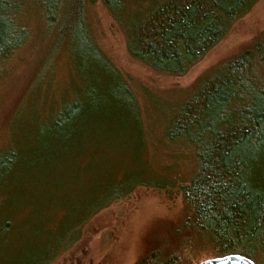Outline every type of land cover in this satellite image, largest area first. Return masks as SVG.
Listing matches in <instances>:
<instances>
[{"label":"trees","instance_id":"trees-1","mask_svg":"<svg viewBox=\"0 0 264 264\" xmlns=\"http://www.w3.org/2000/svg\"><path fill=\"white\" fill-rule=\"evenodd\" d=\"M99 1L121 32L130 58L157 74L182 77L259 0ZM90 2L0 0V70L16 52L33 44L43 53L44 71L65 52L87 86L42 128L54 135L51 144L56 147L71 148L92 127L116 119L144 130L133 91L91 33ZM163 137L169 144L185 145L193 157L194 171L177 186L188 214L170 241L136 264H196L228 254L264 264V30L173 109ZM15 158L12 151L0 155V264H51L78 242L84 223L101 209L137 187L174 185L170 179L163 183L148 178L140 169L122 174L119 181L113 176L75 214L59 207L43 210L30 224V251L15 261L12 257L18 254L4 251L15 222L3 209L2 198L8 188L3 180ZM73 216L78 218L69 223Z\"/></svg>","mask_w":264,"mask_h":264},{"label":"rangeland","instance_id":"rangeland-1","mask_svg":"<svg viewBox=\"0 0 264 264\" xmlns=\"http://www.w3.org/2000/svg\"><path fill=\"white\" fill-rule=\"evenodd\" d=\"M87 14L97 45L138 101L144 130L134 122L116 119L92 127L71 148L56 147L51 144L54 135H46L42 128L49 116L87 89L71 58L60 53L44 71L43 53L38 54L32 44L2 66L0 155L8 151L16 155L11 172L3 180L8 184L2 194L3 209L15 222L4 251L18 254L12 257L15 261L30 251V224L43 210L59 207L75 214L101 186L114 177L119 181L130 170L140 169L158 182L170 179L174 185L137 187L101 209L84 223L78 242L51 264H136L164 241H170L173 230L188 214L177 186L188 181L195 164L185 145L164 141L166 119L213 69L250 47L264 30V0H259L199 63L184 76L171 77L129 57L121 32L99 0L87 5ZM76 218L73 216L69 223Z\"/></svg>","mask_w":264,"mask_h":264},{"label":"water","instance_id":"water-1","mask_svg":"<svg viewBox=\"0 0 264 264\" xmlns=\"http://www.w3.org/2000/svg\"><path fill=\"white\" fill-rule=\"evenodd\" d=\"M198 264H255L251 259L241 254H228L221 257L209 258Z\"/></svg>","mask_w":264,"mask_h":264}]
</instances>
